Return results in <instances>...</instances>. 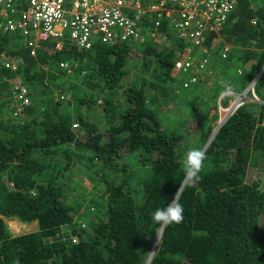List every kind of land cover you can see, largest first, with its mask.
Returning a JSON list of instances; mask_svg holds the SVG:
<instances>
[{"label":"trees","instance_id":"obj_1","mask_svg":"<svg viewBox=\"0 0 264 264\" xmlns=\"http://www.w3.org/2000/svg\"><path fill=\"white\" fill-rule=\"evenodd\" d=\"M137 23L143 43L45 41L34 56L19 36L1 35L0 55L21 62L0 66V264H148L161 228L152 214L176 193L183 220L163 227L149 264H264V180L249 172L264 167L263 104L242 103L218 122L199 178L180 189L187 152L214 130L205 110L221 92L241 94L264 66V0H236L207 49L215 59L230 44L247 64L242 75L208 64L183 91L171 75L186 44L147 38L156 22L145 15ZM17 79L31 98L22 119L8 99ZM254 92L264 101V71ZM4 219L38 229L12 237Z\"/></svg>","mask_w":264,"mask_h":264},{"label":"built area","instance_id":"obj_2","mask_svg":"<svg viewBox=\"0 0 264 264\" xmlns=\"http://www.w3.org/2000/svg\"><path fill=\"white\" fill-rule=\"evenodd\" d=\"M234 4L235 0H0V37L3 33L19 36L31 56L45 41H56L59 48L64 41L79 49H89L96 42L120 47L146 40L137 20L147 15L155 19L157 27L164 21L189 39L190 46L174 65L176 80L188 89L199 80L195 71L202 72L208 65L206 34L220 30ZM148 32L151 37L158 36ZM225 52L227 48L222 58ZM20 62L0 55L4 69L15 71ZM59 67L67 69L68 65ZM17 82L8 98L12 119L24 118V109L31 105L30 91L21 79Z\"/></svg>","mask_w":264,"mask_h":264},{"label":"clouds","instance_id":"obj_3","mask_svg":"<svg viewBox=\"0 0 264 264\" xmlns=\"http://www.w3.org/2000/svg\"><path fill=\"white\" fill-rule=\"evenodd\" d=\"M235 5H236V0H235V4H234L233 10L235 9ZM148 19H149V22H152V21L155 20V19H151L150 17H148ZM252 23H254V21ZM166 29L167 30L165 32H162V31H160V29L157 27V24H156L154 29H150L148 31L155 32L156 35L158 34V36L151 37L150 34H149L147 36V38H150L152 40L153 39L158 40L163 45L164 44L167 45L168 42L170 41L169 38L167 37V34H168V36H173L176 39H179L181 42H184L186 44V46L183 48L181 53L179 55H177V56H180L190 46L189 39L182 37L177 31L174 30L172 25L166 24ZM221 30H222V26H221V28H220V30L218 32H209V33L206 34V38L207 39L205 41V46H206L207 49H209V45L212 46V51L215 49V46H213V42H214V39H217L218 41H220ZM159 33L164 34V37L162 38L159 35ZM210 36L213 37V40L211 42L208 41ZM91 48H89V49H91ZM223 52H224V50H223ZM211 55L212 54L209 53V57L208 58H211ZM221 57H222V54H221ZM223 58H225V57H223ZM177 60H179V58H176L175 63L177 62ZM173 68H174V66H173ZM263 71H264V66H263V68L260 71V75L262 74ZM171 77L176 81L177 85L180 87V89H182V91L186 90V89H184L182 87L181 83L176 80V77H177L176 75H171ZM252 86H253V84L249 88H251ZM249 88H247L244 91V92H246V94H243L244 92L242 94H236V93L231 92V91H225V92H221L220 95H217V97L215 99V106L214 107H217L219 104H221V98H223L225 96L230 98V100L228 101V104L225 107L222 106L223 109H226V107H228V110H227L228 115H227L226 119L224 120V122L221 125H223L225 123L227 118L231 115L230 113H233L240 106V104H242V103L256 102V103L264 105V101L259 100L256 95L251 96V95L248 94ZM251 91H252V89H251ZM181 92L176 93V94L179 95ZM230 109H233V111L231 112ZM263 112H264V110H263ZM215 134L216 133L212 132L211 135L209 136V142L207 144V147L210 144V142L212 141V139H213ZM204 146H203V148H204ZM207 147L205 148V150L207 149ZM203 148H202V150H203ZM202 150H200V149L190 150V151L187 152V154L185 156L183 164H184V168H185V171H186L188 179H198L199 178L198 174H199V172H200V170L202 168L203 162L206 159V155L204 153L205 150L204 151H202ZM183 211H184L183 206L178 202L177 193H176V196L174 197V199L170 203H168L167 207H159L153 212L152 220L155 223H157L158 225H160L161 227L167 226V225H172V224H179L183 220Z\"/></svg>","mask_w":264,"mask_h":264},{"label":"rangeland","instance_id":"obj_4","mask_svg":"<svg viewBox=\"0 0 264 264\" xmlns=\"http://www.w3.org/2000/svg\"><path fill=\"white\" fill-rule=\"evenodd\" d=\"M231 13L226 17L225 21L223 22L222 30H223L224 26L227 24V20H228L229 16L231 15ZM221 40L222 39L220 38V41ZM220 41H218L217 39H214L213 46H215V48H216V46L218 45V43ZM224 48H227V52H225V58H222L221 54H222ZM233 52H236L235 50H233V47L230 44L225 43L223 45V47L220 49L219 56L215 59L213 56H211V58L208 59V64L210 66L214 65L216 67H221L220 64H224L225 67H227L231 70V72H230L231 75L241 76L243 71L247 68V64L244 63V60L242 58H237L234 55L232 56ZM229 55H231L230 58H229ZM128 67L130 68L129 79H131L133 77L132 73H133V70L135 68L132 66V63H130L128 65ZM237 69H239L238 72H237ZM205 73H207V70L205 71ZM258 74H260V72L256 74V76L253 78V80L247 86V88H249L252 84H254L248 90V94L251 96L255 95L254 87H255L256 82L259 80ZM211 75H212V72H211L210 76ZM256 78H257V80H255ZM251 89H252V91H251ZM259 89H261V87H259ZM198 102L200 103L201 101H198ZM204 105H207V104H204ZM226 110H228V107H226ZM226 110L222 108L221 104H219L217 107L213 106V107L207 108L205 110V112L208 114V116H207L208 118H211V116H213V115L216 116V119L210 120V122H209V124L214 128V130L216 129L217 126H219L218 122L221 121V119H224L226 117V114L228 113ZM195 129H196L195 125H191L190 128L188 129L189 133H191L192 131H195ZM214 130L212 132H214ZM249 172L252 173V179H259L261 181L264 180V167L262 166V164H258L257 167L250 168ZM81 186L88 189V191L90 192L89 197H91L92 196V194H91L92 193V185L87 181V179L81 180ZM13 220H16L19 224L18 223H16V224L15 223H9L8 219L6 220V223H7L6 226L8 229V233H10L11 236H19V235H23V234H27V233L29 234L31 232H36L38 229L36 221L31 222V223H22V222L18 221L17 219H13Z\"/></svg>","mask_w":264,"mask_h":264},{"label":"water","instance_id":"obj_5","mask_svg":"<svg viewBox=\"0 0 264 264\" xmlns=\"http://www.w3.org/2000/svg\"><path fill=\"white\" fill-rule=\"evenodd\" d=\"M259 76H260V74H258V77H259ZM255 80H257V78H256ZM230 110H231V112L233 111V109H230ZM230 114H231V113H230ZM230 114H229V115H230ZM220 127H221V125H220V126H217L216 129L214 130V133H216L217 130H218ZM208 142H209V139H208L207 143L205 144V146H204V148H203L202 151L205 150V148L207 147ZM187 179H188V178H187V176H186V178H185V180L183 181V183H182L180 189H182V187H183V185L186 183ZM163 227H164V226H163ZM163 227L160 228V232H159L160 234H161V232H162V230H163ZM155 243H156V240H155ZM155 243H154L153 247L155 246ZM153 247H152V249H153ZM152 249H151V250H152Z\"/></svg>","mask_w":264,"mask_h":264},{"label":"bare ground","instance_id":"obj_6","mask_svg":"<svg viewBox=\"0 0 264 264\" xmlns=\"http://www.w3.org/2000/svg\"><path fill=\"white\" fill-rule=\"evenodd\" d=\"M172 75H178V74L176 73V71L173 70ZM253 85H254V84H253ZM160 235H161V234L158 233L157 238H156L155 246L153 247V249H152V251H151V253H150L149 259H148V264H149V261L151 260L152 255L154 254V251H155V248H156L157 242H158V240H159V238H160Z\"/></svg>","mask_w":264,"mask_h":264},{"label":"crops","instance_id":"obj_7","mask_svg":"<svg viewBox=\"0 0 264 264\" xmlns=\"http://www.w3.org/2000/svg\"><path fill=\"white\" fill-rule=\"evenodd\" d=\"M229 106V105H228ZM6 220L7 219H4V221H5V223H6ZM8 221H9V223H18L16 220H13V219H8ZM7 224V223H6ZM19 224V223H18ZM12 237H14V236H12Z\"/></svg>","mask_w":264,"mask_h":264}]
</instances>
